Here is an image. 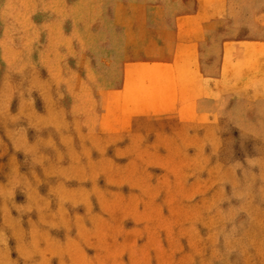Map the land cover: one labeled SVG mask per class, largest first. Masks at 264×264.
Segmentation results:
<instances>
[{"label":"rangeland","instance_id":"rangeland-1","mask_svg":"<svg viewBox=\"0 0 264 264\" xmlns=\"http://www.w3.org/2000/svg\"><path fill=\"white\" fill-rule=\"evenodd\" d=\"M103 20L0 0V264H264V147L105 117Z\"/></svg>","mask_w":264,"mask_h":264},{"label":"crops","instance_id":"crops-1","mask_svg":"<svg viewBox=\"0 0 264 264\" xmlns=\"http://www.w3.org/2000/svg\"><path fill=\"white\" fill-rule=\"evenodd\" d=\"M103 12L105 117L214 130L228 160L264 147V0H103Z\"/></svg>","mask_w":264,"mask_h":264}]
</instances>
